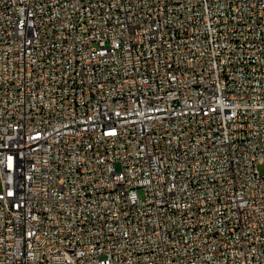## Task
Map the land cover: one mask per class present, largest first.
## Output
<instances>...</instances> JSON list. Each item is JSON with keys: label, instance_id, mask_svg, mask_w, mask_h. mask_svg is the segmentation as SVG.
I'll return each mask as SVG.
<instances>
[{"label": "built area", "instance_id": "built-area-1", "mask_svg": "<svg viewBox=\"0 0 264 264\" xmlns=\"http://www.w3.org/2000/svg\"><path fill=\"white\" fill-rule=\"evenodd\" d=\"M263 162L264 0H0V264H264Z\"/></svg>", "mask_w": 264, "mask_h": 264}, {"label": "bare ground", "instance_id": "bare-ground-1", "mask_svg": "<svg viewBox=\"0 0 264 264\" xmlns=\"http://www.w3.org/2000/svg\"><path fill=\"white\" fill-rule=\"evenodd\" d=\"M182 114H174V122H181Z\"/></svg>", "mask_w": 264, "mask_h": 264}, {"label": "rangeland", "instance_id": "rangeland-1", "mask_svg": "<svg viewBox=\"0 0 264 264\" xmlns=\"http://www.w3.org/2000/svg\"><path fill=\"white\" fill-rule=\"evenodd\" d=\"M259 170L262 174H264V162L259 164ZM141 196H144L142 191H141Z\"/></svg>", "mask_w": 264, "mask_h": 264}]
</instances>
